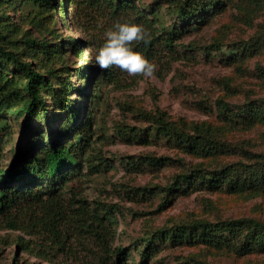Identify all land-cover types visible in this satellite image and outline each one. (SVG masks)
I'll return each mask as SVG.
<instances>
[{
	"label": "rangeland",
	"instance_id": "rangeland-1",
	"mask_svg": "<svg viewBox=\"0 0 264 264\" xmlns=\"http://www.w3.org/2000/svg\"><path fill=\"white\" fill-rule=\"evenodd\" d=\"M65 5L68 10L69 5ZM53 6L49 18L40 21L35 5L25 0H11V4L0 0V33L5 36L4 44L15 46L25 61H31L33 52V48H27V41L72 45V50L62 53V64L51 65L59 78H51L50 83L57 91L64 87L59 86L61 82L70 85L73 90L68 94L74 110L86 104L93 109V133L84 151L98 171L90 174L80 165L70 185L114 221L112 249H126L124 264H264V253L259 251L237 256L204 245L167 242L158 244L148 260L140 258L142 241L163 228L230 219L264 221V190L256 195H239L184 183L171 187L177 175L195 167L217 170L240 160L244 150L264 154V126L224 129L214 104L222 100L228 108L237 110L248 100H264V0L253 14L249 12L254 7L251 5L244 6L247 13L229 5L210 11L205 22L196 29L192 26L182 37L180 43L185 47L178 49L183 60L172 63L169 70L158 67L154 78L125 74L128 88H100L96 100L89 102L84 96L90 85L78 73L79 66H89L84 53L87 48H82L81 57L75 58L73 52L81 50L80 41L89 39L93 41L91 52L97 55L105 32L113 26L96 16H81L76 8L70 13L73 22H66L59 1ZM140 7L145 11L157 9L167 25L174 22L165 14L167 5L162 0H141ZM243 46L248 47L244 60L231 63L230 58L239 55ZM0 65L5 66L3 71L8 76L13 75L14 65ZM43 74L47 79V73ZM78 89L82 94L76 92ZM41 95L45 116L57 129L60 111L49 107L51 92L42 90ZM158 113L178 127L205 123L218 129L216 138L226 146L225 152L215 159L182 153L160 136L145 116ZM39 117L7 115L12 135L2 151L5 167L14 163L19 147L32 133H48ZM129 129L134 131L129 138L115 134ZM153 159L162 165L151 164ZM19 238L26 244H20ZM97 253L92 246L75 243L65 250L46 247L38 236L0 228V264H118L116 259L108 263L98 260Z\"/></svg>",
	"mask_w": 264,
	"mask_h": 264
},
{
	"label": "trees",
	"instance_id": "trees-1",
	"mask_svg": "<svg viewBox=\"0 0 264 264\" xmlns=\"http://www.w3.org/2000/svg\"><path fill=\"white\" fill-rule=\"evenodd\" d=\"M37 7L40 21L49 18L54 3L59 1L60 13L64 20L73 22L70 16L76 10L84 17L96 16L112 26L120 23L143 24L150 32L151 42L133 44V50L141 52L159 68L170 69L174 62L184 59L178 49L184 34L205 22L212 10H220L229 5L238 11H246L244 6H254L250 13L260 9V0H162L167 5L166 13L174 22L167 25L157 9L145 11L140 7L141 0H25ZM243 1L245 4H243ZM11 4V0H2ZM68 4V10L66 5ZM249 10V9H248ZM247 13V11H246ZM48 16V17H47ZM5 36L0 33V64L14 65L15 71L8 76L0 65V228L17 230L29 236H38L46 247L62 248L75 243L78 246H92L97 250V259L108 263L116 259L124 264L126 249H112L114 242V221L109 215L90 203L81 195L78 188L70 185L77 176V168L82 165L90 174L98 171L93 165L85 146L93 133V109L89 104L74 110L68 92L73 89L64 82L63 88L53 90L51 78H59L51 65L62 64V53L72 50L68 42L63 45H49L44 42L27 41L28 49L33 48L31 61L20 59L15 46L4 44ZM93 41L79 42L81 50L73 55L81 57L83 47L89 66H79L78 73L87 79L90 89L84 96L88 102L96 100L103 87L128 88L122 72L118 68L101 70L91 52ZM247 46L242 52L230 58L231 63L243 61ZM24 58L26 56L24 55ZM47 73L48 78L43 74ZM51 92V109L57 114L59 126L51 127L45 116V105L41 91ZM81 93V90H76ZM87 102V103H88ZM216 115L225 128H251L264 126V100H248L237 110L228 108L222 100L215 101ZM42 109V112L39 110ZM23 116L24 119L43 118L48 127L32 133L29 140L21 145L15 155L14 163L4 166L3 148L11 138L12 132L6 122L7 115ZM158 134L168 140L182 153L198 158H217L226 146L216 138L218 129L201 123L182 128L165 120L162 113L145 114ZM37 132V131H35ZM128 133V135H127ZM134 131L118 130L121 138L131 137ZM136 134L133 136L135 138ZM159 160L151 164L161 166ZM192 184L195 188L216 191L225 190L230 194L256 195L264 190V154L241 152L237 162L210 171L195 167L189 173L177 175L171 187L179 184ZM67 188V189H66ZM20 244L26 243L19 238ZM143 242L140 258L148 260L158 244L204 245L216 251H229L237 256L248 255L253 251L264 253V221L252 219H230L213 223H193L188 226H173L156 231ZM164 247V246H162ZM115 262V261H114Z\"/></svg>",
	"mask_w": 264,
	"mask_h": 264
},
{
	"label": "clouds",
	"instance_id": "clouds-1",
	"mask_svg": "<svg viewBox=\"0 0 264 264\" xmlns=\"http://www.w3.org/2000/svg\"><path fill=\"white\" fill-rule=\"evenodd\" d=\"M104 35L105 42L95 56L101 70L115 67L131 77H155L158 66L132 47L133 44L151 42L150 32L143 24L117 21Z\"/></svg>",
	"mask_w": 264,
	"mask_h": 264
}]
</instances>
